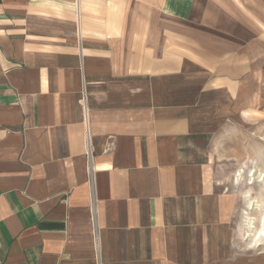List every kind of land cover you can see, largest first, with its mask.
I'll return each instance as SVG.
<instances>
[{"label": "crops", "instance_id": "0c3cea01", "mask_svg": "<svg viewBox=\"0 0 264 264\" xmlns=\"http://www.w3.org/2000/svg\"><path fill=\"white\" fill-rule=\"evenodd\" d=\"M261 90L264 0H0V264H254L214 145Z\"/></svg>", "mask_w": 264, "mask_h": 264}, {"label": "rangeland", "instance_id": "374dc122", "mask_svg": "<svg viewBox=\"0 0 264 264\" xmlns=\"http://www.w3.org/2000/svg\"><path fill=\"white\" fill-rule=\"evenodd\" d=\"M246 113L217 138L214 153L225 186L242 199L235 224L242 254L254 264H264V237L259 243L246 238L248 219L255 230L264 227V90Z\"/></svg>", "mask_w": 264, "mask_h": 264}, {"label": "bare ground", "instance_id": "6f19581e", "mask_svg": "<svg viewBox=\"0 0 264 264\" xmlns=\"http://www.w3.org/2000/svg\"><path fill=\"white\" fill-rule=\"evenodd\" d=\"M249 197V196H247ZM251 201V199H250ZM249 201V202H250ZM250 207L252 206V202H250ZM252 219H248V228H247V233H246V238H252V241H254L255 243H259L262 238L264 237V227L256 229L253 226L254 223H252Z\"/></svg>", "mask_w": 264, "mask_h": 264}]
</instances>
